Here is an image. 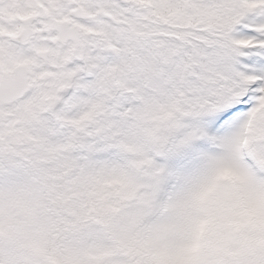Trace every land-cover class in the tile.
<instances>
[{
  "label": "snow or ice",
  "instance_id": "snow-or-ice-1",
  "mask_svg": "<svg viewBox=\"0 0 264 264\" xmlns=\"http://www.w3.org/2000/svg\"><path fill=\"white\" fill-rule=\"evenodd\" d=\"M14 134L69 183L102 167L148 232L123 264H264V230L224 207L264 190V0H0Z\"/></svg>",
  "mask_w": 264,
  "mask_h": 264
},
{
  "label": "rangeland",
  "instance_id": "rangeland-1",
  "mask_svg": "<svg viewBox=\"0 0 264 264\" xmlns=\"http://www.w3.org/2000/svg\"><path fill=\"white\" fill-rule=\"evenodd\" d=\"M12 139L18 143L26 140L15 134L0 139V264H53L44 253L54 232L51 211L43 205V191L36 188L35 168L20 158L13 160L17 154L10 150ZM102 174V167L92 177L76 168L71 172L70 183L67 173L50 174V177L71 185L75 196L95 200L116 188L105 183ZM224 176L233 186L241 183L231 171H226ZM229 191L226 187L225 192ZM117 200L118 212L108 221L77 224L78 230H71L74 225L64 227L58 241L64 264H123L130 251L147 253L146 225L134 210L129 209L130 201L121 199L118 193ZM232 202L237 212L234 216H239L247 225L264 230V190L245 187ZM224 207L227 210L230 207L229 196ZM5 234L13 235L16 242L10 244L4 239ZM224 241L223 234L214 232L210 233L208 244L216 252Z\"/></svg>",
  "mask_w": 264,
  "mask_h": 264
},
{
  "label": "trees",
  "instance_id": "trees-1",
  "mask_svg": "<svg viewBox=\"0 0 264 264\" xmlns=\"http://www.w3.org/2000/svg\"><path fill=\"white\" fill-rule=\"evenodd\" d=\"M10 150L17 154L15 155L18 159L31 163L35 168L36 188L44 193L43 205L50 209L54 225L52 240L44 250L48 260L53 261V264L57 258L58 239L66 225H74L71 230H78L77 224L87 222L92 225L97 222H106L118 212L120 205L117 200V188L108 190L102 197L95 200L75 196L71 185L55 182L50 177V174L60 175L66 171L56 160L42 157L32 142L25 140L22 144L12 140ZM232 199L229 196L228 210L231 214L237 215Z\"/></svg>",
  "mask_w": 264,
  "mask_h": 264
},
{
  "label": "water",
  "instance_id": "water-1",
  "mask_svg": "<svg viewBox=\"0 0 264 264\" xmlns=\"http://www.w3.org/2000/svg\"><path fill=\"white\" fill-rule=\"evenodd\" d=\"M7 239H9L10 241H13V239L10 236H6Z\"/></svg>",
  "mask_w": 264,
  "mask_h": 264
}]
</instances>
